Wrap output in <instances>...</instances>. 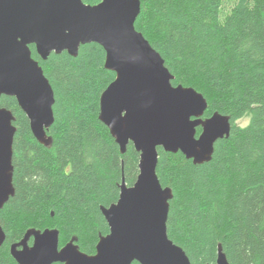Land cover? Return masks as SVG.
<instances>
[{"label": "trees", "instance_id": "obj_1", "mask_svg": "<svg viewBox=\"0 0 264 264\" xmlns=\"http://www.w3.org/2000/svg\"><path fill=\"white\" fill-rule=\"evenodd\" d=\"M135 27L164 59L173 85L205 97L204 119L220 113L232 123L208 163L158 149L157 176L173 191L169 238L191 264H215L220 245L230 264H264V0H142ZM30 49L55 93L52 145L35 139L15 98H1L17 131L15 194L0 210V264H18L10 247L30 229H57L60 248L76 238L94 255L110 232L101 207L117 203L122 181L131 187L139 175L140 154L130 143L122 155L99 118L101 95L116 78L104 49L92 43L76 58L63 52L46 61ZM247 116L246 127L237 125Z\"/></svg>", "mask_w": 264, "mask_h": 264}, {"label": "water", "instance_id": "obj_2", "mask_svg": "<svg viewBox=\"0 0 264 264\" xmlns=\"http://www.w3.org/2000/svg\"><path fill=\"white\" fill-rule=\"evenodd\" d=\"M141 6L142 0H100L94 6L83 0H0V100H17L35 139L52 145L48 131L56 100L30 46L46 61L53 53L76 58L82 46L95 43L106 53V69L116 74L101 95L100 121L122 155L130 143L140 154L135 184L123 180L118 202L101 207L110 232L100 236L94 255L83 253L76 238L60 248L57 229H30L10 247L18 264H191L168 235L173 191L157 176L158 149L182 153L195 165L208 163L216 143L230 136L232 123L220 113L204 119L205 97L173 85L162 56L136 30ZM14 122L13 113L0 108V210L15 194ZM4 241L0 226V246ZM215 264H230L221 245Z\"/></svg>", "mask_w": 264, "mask_h": 264}, {"label": "rangeland", "instance_id": "obj_3", "mask_svg": "<svg viewBox=\"0 0 264 264\" xmlns=\"http://www.w3.org/2000/svg\"><path fill=\"white\" fill-rule=\"evenodd\" d=\"M249 120H250V118H249V116H247V117H245V118L239 120V121L237 122V125H239V126H241V127H246V126L248 125V123H249Z\"/></svg>", "mask_w": 264, "mask_h": 264}]
</instances>
